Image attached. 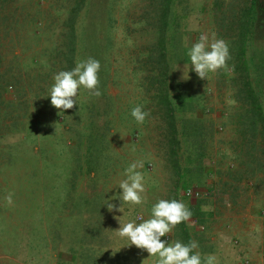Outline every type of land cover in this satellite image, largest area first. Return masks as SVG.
I'll use <instances>...</instances> for the list:
<instances>
[{
	"label": "rangeland",
	"instance_id": "obj_1",
	"mask_svg": "<svg viewBox=\"0 0 264 264\" xmlns=\"http://www.w3.org/2000/svg\"><path fill=\"white\" fill-rule=\"evenodd\" d=\"M161 1L84 0L75 15L78 0H0V264H77L63 243L70 231L64 223L77 211L79 193L91 201L86 208L104 212L100 218L104 239L97 241L113 260L105 259V264H155L146 250L127 245L116 234L118 220L147 218L157 200L173 198L208 209L204 216H195L197 227L186 223V233L199 243L195 251L214 254L218 264H264V167H258L264 162L263 137L260 130L255 134L250 130L249 105L228 81L233 75L230 66L210 73L206 80L190 70L187 58L179 68L185 78L189 71V78H184L186 92L190 98L203 95L198 115L210 131L203 151L204 171L197 179L193 161L197 151L173 142L175 134L167 128L150 85L147 60L156 39L150 20ZM183 1L191 8L187 19L192 39L186 53L201 33L225 42L234 37L230 21L245 0ZM89 12L96 16L94 30L86 21ZM71 30L76 35L72 58L67 46ZM81 30L101 41L110 36L108 50L103 51L100 42L95 53L101 64L98 76L104 72L98 86L111 96L114 110L104 143L96 139L92 145L94 172L85 164L88 131L92 122L95 128L104 122L101 117L92 120L95 104L89 100L94 95L81 88L78 104L64 112L47 97L54 74L72 69L90 54L81 49ZM174 72L170 67L171 94ZM137 104L149 113L143 124L130 115ZM133 161L143 162L138 171L146 180L144 203L124 204L125 215L120 216L104 203L119 191L124 169ZM176 166L181 172L192 171L178 179ZM185 187L206 189L209 195L190 200L182 196ZM9 192L14 193L11 205L5 201ZM110 202L119 204L118 199ZM84 215L92 216L89 210ZM180 228L181 223L172 229L170 241H183ZM39 238L44 247L35 245Z\"/></svg>",
	"mask_w": 264,
	"mask_h": 264
},
{
	"label": "trees",
	"instance_id": "obj_2",
	"mask_svg": "<svg viewBox=\"0 0 264 264\" xmlns=\"http://www.w3.org/2000/svg\"><path fill=\"white\" fill-rule=\"evenodd\" d=\"M79 6H76L74 14L81 9L84 0H78ZM191 8L189 4L183 0H162L158 9L155 10L151 18V26L154 28L155 38L151 44L154 51H149L148 63H149V79L150 85L154 86L155 91L153 97L157 100V105L164 110V119L166 120L167 128L171 131V134H175L171 137L176 144L185 143L188 146V150L194 149L197 153L193 161L197 164L194 168L195 176L201 177V171H204L202 164L204 158V146L206 144V137L209 136L205 121L198 115V111L201 109L200 97L199 98L187 94L185 85V79L181 75L180 69L188 61L187 49L191 38V27L188 22V16L190 15ZM86 21L91 25L94 30L97 24L95 14L86 15ZM70 20L73 17L70 16ZM153 19V21H152ZM109 19L105 26V29L109 30ZM234 26V37H226V43L229 45L230 56L228 58L227 65L230 66L233 75L228 77V81H232L237 87L239 96H245L244 99L249 105L246 117L249 122L250 130L253 134L259 133L263 137L264 153V0H245L244 6L238 11H235V15L230 21ZM229 29H233L229 27ZM85 30H87L85 28ZM156 30V31H155ZM227 34V32H226ZM83 35V36H82ZM81 49L87 50L86 56H82V59L88 57L96 58L95 53L99 52V47L102 43V50L107 51L110 41L109 33L105 35L103 41L98 40L93 34H88L87 31L81 30ZM68 54L72 58L74 48V41L76 39L73 30L69 32L67 36ZM79 38V37H78ZM93 38V39H92ZM92 39V42H89ZM89 42V43H87ZM160 46V48H159ZM173 50V51H172ZM173 52L174 57H168V53ZM156 53V54H154ZM67 54V52H66ZM99 54V53H98ZM72 61V60H70ZM72 62H70L71 64ZM178 66V67H177ZM170 67L174 71L175 90L170 93V79L169 70ZM102 76H98V79L102 81ZM99 81V82H101ZM102 83V82H101ZM90 98V97H89ZM97 98L103 100L98 102ZM89 103L95 107H91V117L95 122L100 117L104 120L101 126L93 127V122L88 131V146L85 153V164L88 171H95L97 166L92 163L94 141L99 139L104 143L105 137L109 133L110 121L109 116L114 110L113 100L110 95L101 94L99 97H91ZM89 107V106H88ZM193 115H190V114ZM253 147L255 144L253 142ZM103 146L98 147L96 157L101 154ZM187 150V151H188ZM188 157L192 158L190 153ZM259 157L255 156V161ZM191 161V159H189ZM258 162V161H257ZM258 167L263 168L264 162H258ZM178 179H182L183 175L192 171V169L186 168L185 172H181L179 166L174 169ZM86 202H91L85 194H77L76 207L77 211L72 215V218L64 223L65 227L69 229V234L64 237V247L73 254H75V262L77 264H105V259L110 258L109 262L113 263L111 259V253L105 251V246L98 243L97 240H103L104 236H101L103 230L100 218L104 215L103 210L98 208H86ZM94 205V204H93ZM194 205H197L196 207ZM193 215L190 220L198 215H205V211L202 210V206L198 203L190 204L188 206ZM91 212L90 217L85 216L86 210ZM99 210L102 212L100 213ZM99 214H97L96 212ZM95 213L97 217L95 216ZM208 213L207 215H210ZM198 219V218H197ZM202 221V219L200 218ZM199 221V220H198ZM190 222V221H187ZM187 222L181 223L180 233L184 243L190 241L187 231ZM46 223L50 222L47 220ZM54 223V222H53ZM179 233V231L177 232ZM66 238V239H65ZM36 246L44 247V243L41 244L40 238L37 240ZM108 256V257H107ZM110 263V264H111Z\"/></svg>",
	"mask_w": 264,
	"mask_h": 264
},
{
	"label": "clouds",
	"instance_id": "obj_3",
	"mask_svg": "<svg viewBox=\"0 0 264 264\" xmlns=\"http://www.w3.org/2000/svg\"><path fill=\"white\" fill-rule=\"evenodd\" d=\"M187 56L191 62L190 70L199 78L207 80L210 73L227 67L226 61L230 53L228 44L223 39H217L214 34L209 37L208 34L201 33L198 41L188 48ZM100 68L99 60L88 57L77 61L75 67L70 70L55 73L54 82L49 87L47 95L50 97L51 105L63 112L72 109L78 104V90L81 88L99 97L102 94L98 86ZM148 114L140 104L133 107L130 112L137 124H143ZM140 168H143V162L133 161L124 169V179L117 185L119 191L112 197L118 199L119 204L111 203L112 199L104 203L109 211L115 210L122 213L120 216H124V204L135 206L144 203L146 180L145 175L138 171ZM13 195V192H9L5 197L8 205L13 203ZM202 210L208 209L204 207ZM192 215L190 208L181 200L159 199L151 206L147 218L137 215L135 218L118 220L116 234L127 240L129 242L127 245H135L146 250L148 257L154 258L155 264H218L214 254L203 255L195 251L199 248L198 241L190 240L184 243L181 240L170 241L166 238L176 225L190 221Z\"/></svg>",
	"mask_w": 264,
	"mask_h": 264
},
{
	"label": "built area",
	"instance_id": "obj_4",
	"mask_svg": "<svg viewBox=\"0 0 264 264\" xmlns=\"http://www.w3.org/2000/svg\"><path fill=\"white\" fill-rule=\"evenodd\" d=\"M209 195V191L206 190V189H199V188H193V187H185L183 188L182 190V196L190 199V200H194V199H197V198H202V197H205V196H208ZM198 221L197 220H191L190 223L195 226L197 225ZM199 223V222H198ZM197 227V226H195ZM202 228V226H201ZM167 239H170L171 236L170 234H168V236L166 237Z\"/></svg>",
	"mask_w": 264,
	"mask_h": 264
}]
</instances>
